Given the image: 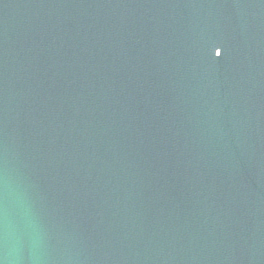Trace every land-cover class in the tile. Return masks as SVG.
<instances>
[{
    "label": "water",
    "instance_id": "water-1",
    "mask_svg": "<svg viewBox=\"0 0 264 264\" xmlns=\"http://www.w3.org/2000/svg\"><path fill=\"white\" fill-rule=\"evenodd\" d=\"M0 264H264V0H0Z\"/></svg>",
    "mask_w": 264,
    "mask_h": 264
},
{
    "label": "snow or ice",
    "instance_id": "snow-or-ice-1",
    "mask_svg": "<svg viewBox=\"0 0 264 264\" xmlns=\"http://www.w3.org/2000/svg\"><path fill=\"white\" fill-rule=\"evenodd\" d=\"M217 55H219V53H217Z\"/></svg>",
    "mask_w": 264,
    "mask_h": 264
}]
</instances>
